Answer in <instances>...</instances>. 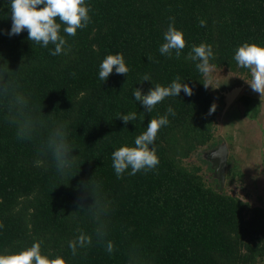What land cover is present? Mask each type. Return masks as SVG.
I'll return each mask as SVG.
<instances>
[{
    "label": "trees",
    "instance_id": "trees-1",
    "mask_svg": "<svg viewBox=\"0 0 264 264\" xmlns=\"http://www.w3.org/2000/svg\"><path fill=\"white\" fill-rule=\"evenodd\" d=\"M86 3L91 22L75 36L62 26L65 52L53 56L54 45L32 44L27 30L8 35L10 0H0V64L10 71L0 84V254L42 241L44 254L63 256L67 264H259L264 206L216 187L192 159L216 138L221 106L187 56L194 44L209 43L215 68L251 79L234 56L245 42L264 45V0ZM170 17L185 34L179 58L159 52ZM116 53L130 71L114 70L104 82L99 65ZM145 74L152 81L141 83ZM177 76L193 88L191 96L182 90L152 112L134 99L135 88L147 94ZM169 107L176 115H168L154 142L157 167L135 175L129 168L118 177L112 152L134 146ZM130 112L136 121L117 118ZM58 127L74 149V163L64 172L46 153ZM17 128L27 129L30 140L18 138ZM95 225L108 226L112 253L96 241ZM80 232L93 234V243L73 255L69 242Z\"/></svg>",
    "mask_w": 264,
    "mask_h": 264
},
{
    "label": "clouds",
    "instance_id": "clouds-1",
    "mask_svg": "<svg viewBox=\"0 0 264 264\" xmlns=\"http://www.w3.org/2000/svg\"><path fill=\"white\" fill-rule=\"evenodd\" d=\"M91 8L86 0H10V17L12 20L9 36L19 35L27 30L29 41L47 48L54 45L51 55L56 56L65 52L67 40L61 35V28L67 36H75L78 29L87 27L91 22ZM172 23L169 24L164 33V43L161 44L159 52L161 55L171 57L175 52V57L181 56L182 50L186 47L185 34L175 26V18L170 17ZM200 26H206V21L201 19ZM213 46L209 43L193 45L187 59L196 61V68L204 77L202 82L207 88L212 86L211 77L215 70V65L210 63L214 58ZM149 61L153 58L148 57ZM237 65L250 70L251 79L245 80L252 91L260 95L264 101V45L245 42L235 51L234 56ZM158 62V61H157ZM115 70L116 74L127 75L130 71L125 62L123 53L109 54L99 65V79L106 81ZM10 74L9 67L4 63L0 64V84L7 82ZM144 81H152L150 75L145 74L141 78ZM188 96L193 94V88L187 83H181L177 76L170 84H154L147 94L141 88L133 91L134 99L141 102L148 112L167 97H179L181 91ZM213 104L209 114L215 111ZM168 115L175 116L172 107L167 109L166 115L152 118L146 130L135 138L134 146L124 145L112 152V167L118 177H122L125 171L131 168L130 175L137 172L149 171L157 167L159 157L157 150L153 146L159 130L169 124ZM125 124L129 121H136L137 114L118 115ZM18 138L30 140V132L24 128H17ZM74 149L67 139V133L63 127H58L54 136L50 139L48 151L50 153L58 171L64 172L74 163ZM2 227V225H0ZM79 231V230H78ZM93 234L98 243H101L108 253L114 251V243L108 239V226L95 225ZM93 234L80 232L77 238L69 242V248L73 255L78 249L87 248L93 243ZM0 264H67L63 256H50L42 252V241L34 242L19 252L0 254Z\"/></svg>",
    "mask_w": 264,
    "mask_h": 264
},
{
    "label": "rangeland",
    "instance_id": "rangeland-1",
    "mask_svg": "<svg viewBox=\"0 0 264 264\" xmlns=\"http://www.w3.org/2000/svg\"><path fill=\"white\" fill-rule=\"evenodd\" d=\"M245 80L215 68L210 88L221 106L216 138L200 148L192 159L203 167L206 179L216 187L221 186L253 205L264 206V101ZM240 82L245 83L244 88L224 112L223 104L230 100L231 92ZM223 144L228 155L221 171L219 145ZM259 264H264V260Z\"/></svg>",
    "mask_w": 264,
    "mask_h": 264
},
{
    "label": "water",
    "instance_id": "water-1",
    "mask_svg": "<svg viewBox=\"0 0 264 264\" xmlns=\"http://www.w3.org/2000/svg\"><path fill=\"white\" fill-rule=\"evenodd\" d=\"M235 86H236V88L233 90V92H231L230 100H228L227 103L223 104V111L224 112L227 109V107L229 106V104L231 103L230 101H232L235 98V96L244 88L245 83L240 82V83L236 84ZM224 96H225V93H224ZM232 97H234V98H232ZM219 150L221 152V155L219 157V159H220V163L219 164H220V166H222L221 171H223V168L226 166L228 148H227V146L225 144H223V145H219Z\"/></svg>",
    "mask_w": 264,
    "mask_h": 264
},
{
    "label": "bare ground",
    "instance_id": "bare-ground-1",
    "mask_svg": "<svg viewBox=\"0 0 264 264\" xmlns=\"http://www.w3.org/2000/svg\"><path fill=\"white\" fill-rule=\"evenodd\" d=\"M232 98H234V97H232Z\"/></svg>",
    "mask_w": 264,
    "mask_h": 264
},
{
    "label": "crops",
    "instance_id": "crops-1",
    "mask_svg": "<svg viewBox=\"0 0 264 264\" xmlns=\"http://www.w3.org/2000/svg\"><path fill=\"white\" fill-rule=\"evenodd\" d=\"M259 107V106H258Z\"/></svg>",
    "mask_w": 264,
    "mask_h": 264
}]
</instances>
